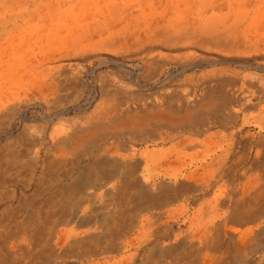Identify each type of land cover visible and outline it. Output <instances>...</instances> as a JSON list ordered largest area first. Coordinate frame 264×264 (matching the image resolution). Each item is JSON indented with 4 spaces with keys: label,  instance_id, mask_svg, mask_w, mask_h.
<instances>
[{
    "label": "rangeland",
    "instance_id": "rangeland-1",
    "mask_svg": "<svg viewBox=\"0 0 264 264\" xmlns=\"http://www.w3.org/2000/svg\"><path fill=\"white\" fill-rule=\"evenodd\" d=\"M64 1L63 5H67L64 7V10L59 13L60 16L55 20L56 26L53 31L56 33L51 32L50 35L44 33L43 37L36 40L40 41L45 36L47 38L49 36L51 37L48 38V42L52 44H48L47 42L46 55L42 57L41 55L36 56L31 53V49L29 48L30 45L36 43V41L32 42L35 36L37 34L42 35L44 31L43 26L40 28L37 27V29L33 31H26L21 35H17V37H15L16 41L13 42L14 47H5L7 50L0 51V86L2 87L9 86L8 83H11V80L20 81L22 79L21 82L27 83L29 80L28 77H30L31 80H39L42 78L41 82L47 84L48 74H44L43 72L38 76L37 72L35 73L33 70L41 71L47 68L62 66L68 68L62 75L53 77V81H48V84L50 82L54 83L53 89L56 92L55 96H50L48 99H45L40 94L37 98H24V119L19 114L10 120L6 118L5 114L0 115V249L3 247L16 249L15 247L18 246L26 236L28 231L27 223L35 218V213L38 210H40V215L35 220L39 223H42L49 217L50 212L47 210V200L50 198L49 196L60 193L64 185L68 186L78 179H82L87 167L91 165L92 157L99 156L109 151L112 156L121 158H127L131 154H136L132 160V165L134 164L132 168L137 172L136 178L139 179V182L144 183L143 171L145 168V159L141 156V153H155L157 160H164V158L169 156L173 157L176 153L174 148L176 142H167L166 144L159 143L163 137H166L165 135L172 134V130L168 125L171 119L169 120L170 122L166 120L173 114H169V116L165 114L172 111V105L182 104L184 100L187 101L184 105L186 107L190 104L188 103L189 99H196V103H198L197 105L199 106L195 104L194 108L196 109L182 107L181 111L178 112V116L181 117L179 118L176 116L179 120L173 117L175 115L172 116L174 119L171 118L178 121L176 122L177 124L183 125V135H190V128L193 126H195L196 130L201 128L204 131L202 134L200 133L201 135H196V138L201 144L194 149L195 151H187L188 156L182 161V163H186L185 166L179 161L177 163L180 164L176 163L177 165L175 164L176 167L174 168H181L180 170L185 169L184 171L199 168L200 173H205L207 172V164L213 160L214 167L207 177V179H211L212 186L208 191L197 190L192 186V183L189 182L191 185L184 189L180 188L183 191V196L178 200V205H181L183 217L185 216V218L181 219L183 221L180 222L181 228H183L180 229V223L176 226L173 225V227L170 228L171 230L166 227H162L161 229L158 226L149 228L152 238H150L149 246L140 249L136 264H141V259L147 255V247H152L156 244L165 245L171 243L174 241L177 234L181 233L182 230L186 231L191 224L185 223V225L183 223L188 219V216L191 217L194 212L197 214L198 211H200L201 214L197 216V227L202 225L211 227L213 225V217L216 213L222 214L224 212L238 210L237 215H239L246 210L254 212L255 217L257 216L255 220L254 218L247 222L230 220L227 223V228H243L242 230H244L251 227H259V233L262 235L264 233V188H258L259 190L256 189L257 191L251 193L247 198H244L243 202L239 203L237 207H235V202L242 200L245 185L250 184V180L253 179L258 172L255 170L256 168L251 170L250 166L255 157V151L260 145L259 140H261L260 143H264V130L262 131L261 128L258 127L264 120V0L210 1L211 5H215L226 12L229 17L227 24L237 30L236 37L230 38L228 35L222 36L224 44L222 47L198 44L190 46L186 43H180L177 46H153V48L149 50L136 43V37L139 36V31L143 30L144 27L142 28L141 25L139 28H136L137 24H133L134 20H132V24H129L130 20L128 17H124L125 13H129L131 10H136L137 12L142 11L144 14L148 13L150 15L153 13L147 20L155 22L165 14L164 12L178 5L184 8V10L182 8V11L185 16L189 15L192 9L189 7L191 5L190 2L195 3V1L199 2L200 0ZM242 1L244 3H242ZM131 6L132 8L130 9L129 7ZM233 7H235V9ZM80 13H83V15H80ZM74 16H76V18ZM82 16L84 19L86 18L87 23H84L85 21L83 19L81 22L80 19L83 18ZM61 19L62 21H60ZM77 19L80 21H77ZM72 27L75 33L78 32L79 29H95H92V33H88V36L92 37L90 40L96 37L95 41L99 39V36L105 35L109 28H113L114 30H112L116 32L118 38H129L134 46H129L125 40H122L121 46L113 50L102 49L83 58L60 60V57L66 54V50H68V46L74 38L73 35H71L73 31ZM81 33H83V31ZM73 42H75V39H73ZM50 45L51 47H49ZM49 54L54 57H51ZM36 57L38 58L37 60L35 59ZM7 58L11 60L8 61L6 60ZM5 61L8 62L6 63ZM10 61L15 63H13V67L11 66L12 63L8 65ZM114 61H117V64L112 63ZM21 62L22 66L24 64L23 67L20 65ZM106 62L108 64H106ZM34 63L37 64L35 65ZM98 66L99 68H97ZM181 69L184 71H181ZM24 72L28 75V77H25L26 79L28 78L27 80L24 79V74H22ZM160 83H165V86H159L158 84ZM28 84L29 83L25 85L29 86L30 84ZM46 88L47 87H44L43 89H45L47 93L48 91H46ZM86 91L87 96L84 94ZM112 93L114 94L109 101V98H111L110 94ZM167 96L170 97L169 99H171L172 102L166 100ZM210 100L212 101L211 103L209 102ZM115 102H117V104ZM152 103L155 105L161 104V111L158 110V112L157 109H153L151 107ZM164 104L166 105L162 106ZM191 104L193 103L191 102ZM187 109L192 111L189 112ZM199 110L201 111L200 114ZM143 111L146 113L144 114ZM127 113H129V115ZM181 113H183V116ZM150 115L155 119L151 118ZM162 115H165V118L163 117L161 120H166L161 122L156 121L158 119L160 120ZM184 115H186V117H184ZM50 117L52 120H49ZM148 117L150 119H145ZM140 118H143L142 120L147 123L143 122ZM133 119H139V122H134ZM116 121L118 122L114 125ZM119 122H122V124ZM130 123L133 124L131 125ZM138 123H142L141 128L138 127L140 125ZM252 123L253 125H251ZM134 124H136L137 127L133 126ZM143 124L145 126H143ZM147 124H150V126L146 127ZM117 125L119 127H117ZM122 125H124V127ZM62 126H69L71 131L67 134H59V130ZM102 127H106V129ZM108 131H112L114 134H108ZM85 132L88 133V135H83ZM89 133L94 135H89ZM99 133L101 134L99 135ZM88 136V147H85L88 140L86 139L85 143L84 141ZM80 140L82 141L80 142ZM155 141L156 145H154ZM52 142H55L54 146L51 145ZM110 148L113 151H111ZM74 149H79L80 152L76 155L71 154ZM228 149H233V151L225 153ZM222 154L224 155L221 162L225 160L227 164L223 168V171H226L224 173L226 176L223 177V179V174L220 175L219 172L214 171V169L218 168L219 163L217 161ZM62 155H65L63 163L61 162L62 160H60V156ZM55 159H57V161ZM178 165L183 166L178 168ZM187 166L188 168H186ZM43 171L45 172V177L42 174ZM126 173L125 168H121L115 171L111 176L101 175L99 183L87 188H81V191H79L80 193L76 192V194H79L76 195L77 203L79 202L82 208L84 207L83 210H88L85 217H90V221L84 220L82 224H79L77 223V219L73 222L72 226L79 229L78 233L92 232L96 228H99L97 233L105 236L103 240H100L102 243H100L98 248V251L102 253L108 252L117 255L119 251L117 243H119V241H130L137 236L138 230L136 228L134 231H122L123 225L121 220L123 216L121 217L120 215L118 217L119 214L116 220L109 219L106 221L105 225H100V220L107 216L106 214L110 210L117 209L119 212L126 209L128 204L126 199L131 193L129 184L134 180L133 177ZM164 180V178L157 179L154 177L152 184H159ZM50 181L54 184V190L45 191L44 189L47 188L48 182ZM113 184L117 185V189L113 190L110 192L111 194L108 195L107 190ZM179 185L180 183L178 187ZM217 189L222 190L218 191ZM225 189L229 191L223 192L225 204L222 202L220 205H217L219 200L217 195L220 196V193L225 191ZM213 196H215V198ZM209 202H212L215 207L213 206L212 209L207 210L206 207ZM106 204L110 205L108 209L103 208V205ZM129 207L131 208V206ZM211 210L213 212H211ZM150 211L155 212L156 208L141 209L140 213L144 216ZM79 216H82V214ZM138 220L140 221L141 219L138 218ZM64 227V225H61L60 230H64ZM261 235L259 238V235L255 233L253 235L255 237L252 236L249 239L254 247L256 244H259L253 249H250L251 246H249L239 251L240 244L237 241H224L216 243L209 248L205 247L202 252L205 254L212 253L221 255L224 258L223 262H221L222 264H264V237ZM21 244H23V242ZM60 244L56 242L59 254L62 253L66 247L63 243L62 245ZM40 250L41 248L38 247L36 243L30 248V252L33 254L40 253ZM97 255L90 257L91 260L101 259V257ZM19 259L21 264H31L29 254L26 251L21 252ZM173 260L174 258H168L167 260L157 259L154 264H176V261ZM10 262L12 264L11 259ZM43 263L68 264L65 262L63 263V259L61 258L43 260V257L40 261L33 262L32 264ZM178 264L193 263L186 255L182 256Z\"/></svg>",
    "mask_w": 264,
    "mask_h": 264
},
{
    "label": "bare ground",
    "instance_id": "bare-ground-1",
    "mask_svg": "<svg viewBox=\"0 0 264 264\" xmlns=\"http://www.w3.org/2000/svg\"><path fill=\"white\" fill-rule=\"evenodd\" d=\"M210 1L211 0H200L199 2L195 1V3L190 2L191 5L189 7H191L192 9H191L190 14L186 15V16L183 14V11H182L183 7H181L180 5L177 4L178 6H175V7L173 6L174 7L173 9L167 10L166 12H164L165 14L163 16L161 14L162 17L159 18V20L155 21V22H151V21L147 20L150 18L151 15H153V13H151V15L148 13L144 14L142 11L137 12L136 10H131L129 13H125L124 17L129 18V20H130L129 24H132V20H134L133 24H137L136 28H139L141 25H142V28L144 27L143 30L139 31V36L136 37V39H137L136 43L140 44L143 48H147L148 50L150 48H153V46H162V47L163 46H177L180 43H186L187 45H190V46L198 44V45H213V46L222 47L224 45L223 40H222V36L228 35V37H230V38L236 37V31L237 30H235V28H233L232 26L227 24L229 17L226 14V12L223 9H221L215 5H211ZM64 2H65L64 0H0V44H1L0 45V51H3L5 49L7 50V48H5V47H8V48L14 47L13 42L16 41L15 37H17V35H19V34L21 35L22 33L26 32V31H33V30L37 29V27L40 28L41 26H43L44 31L42 32V35L40 34L41 36L39 34H37L33 41L30 40L32 42L36 41L40 37H43L44 33L46 35H48V34L50 35L51 32L56 33L53 31L54 27L56 26L55 20H56V18H58V16H60L59 13L62 10H64V7L67 5V4L63 5ZM134 2H132V3H134ZM158 3H160V2H158ZM166 3H164V4H166ZM242 3H244V2L242 1ZM131 4H128V5H131ZM137 4H138V2H137ZM149 4H151V3H149ZM60 5H63V6H60ZM124 8H126V7H124ZM129 8L131 9L132 6ZM233 8L235 9V7H233ZM239 8H240V6H239ZM239 8H238V10H239ZM183 10H184V8H183ZM98 13L100 14L99 11H98ZM81 14L83 15V13H80V15ZM74 17L76 18V16H74ZM91 18H92V15H91ZM82 19L85 21L84 23H87L86 18L85 19H84V17L81 18L80 19L81 22H82ZM80 20L77 19V21H80ZM60 21H62V19ZM64 22H62V23H64ZM84 23H79V24H84ZM96 24H97V22H96ZM73 25H76V24H73ZM92 26H94V25H92ZM100 27H101V25H100ZM92 29L91 28H90V30L88 29L89 31L87 29L86 30H84V29L80 30L79 29V31L75 33V30L72 27L73 31L71 32L72 33L71 35H73L74 38L73 37L72 38L75 39V42H73V39H72L71 44H69V46H68V50H66V54H64V56H61L60 60H65V59L70 60L73 58H83V57L89 56L91 53L97 52V51L102 50V49L113 50V49H116V47L121 46L120 44L122 43V40H125V42L127 44H129V46H131V45L134 46V44L129 40V38H125V37L118 38L116 35V32H113V30H114L113 28H112L113 30L111 28H109L108 31H106L107 33L104 32L105 35L98 37L99 38L98 40L95 41L96 37L93 40H90V39H92V37L88 36V33H92L93 30H95V29H93V30ZM82 31H83V33H81ZM58 34H56V35H58ZM71 35H69V36H71ZM89 37H91V38H89ZM48 38H51V37L49 36ZM48 38L45 36L40 41H36L35 44L30 45L29 48L31 49V53L36 55V56L41 55V57L43 55H46V51H47L46 45L48 42ZM31 39H33V38H31ZM50 43L51 42H48V44H50ZM49 47H51V45ZM19 48H20V46H19ZM9 53H10V51H9ZM23 53H24V51H23ZM29 55H31V54H29ZM50 56L54 57L53 55H50ZM6 57H8V56H6ZM51 57H50V59H51ZM29 58H30V56H29ZM35 59L37 60L38 58L36 57ZM6 60H8V58ZM9 60H11V59L9 58ZM12 61H13V59H12ZM31 61H33V60H31ZM10 63H12V62L10 61L8 65H11ZM13 63L11 65L12 67L15 64V63L14 64ZM112 63L117 64V61L116 62L114 61ZM106 64H108V63L106 62ZM20 65L22 66V62ZM194 65L196 66L195 63H194ZM23 66H24V64H23ZM90 66H91V64H90ZM17 67H18V65H17ZM33 67H35V66H33ZM187 67H188V65H187ZM94 68H96V67H94ZM97 68H99V66ZM182 69H181V71H184ZM66 70H68V68L63 67V66L62 67H55V68L53 67V68H49V69L47 68V69L41 70V71L33 70L35 73L37 72L38 76L41 75L43 72H44V74L47 73L48 74L47 81H46L47 84L45 82L44 83L41 82L42 78L39 79L40 81L37 79L31 80L30 77H28V75L25 74V72H24V73H22V74H24L23 75L24 79H26L25 78L26 76L29 78V80L27 81V83L30 84V85L28 84L29 86L25 85V84H27L26 82L25 83L21 82L22 79L20 81L11 80L10 81L11 83H8L9 86H7V87L0 86V115L5 114L6 118H8L10 120L14 116L19 114L24 119L25 118V114H23L24 113L23 112L24 98L25 97H28V98L36 97L37 98L40 96V94L45 99H48V97H50V96H55L56 92L53 89L54 83L50 82L48 84V81L49 80L53 81V79H52L53 77L62 75V73L66 72ZM139 70H140V68H139ZM25 71H26V69H25ZM92 72H93V70H92ZM138 72H141V71H138ZM89 74H90V72H89ZM0 77H1V75H0ZM4 77H5V75H4ZM19 77H21V76H19ZM80 77H82V76H80ZM33 78H35V77H33ZM172 78H173V76H172ZM126 79H128V78H126ZM29 81H31V82H29ZM101 82H102V80H101ZM164 84L165 83H160L158 85L159 86H165ZM138 86H140V85H138ZM44 87H47L46 88V91H48L47 93L45 92V89H43ZM193 90H195V89H193ZM94 92H96V91H94ZM166 92H167V90H166ZM84 94H86V96H87V91ZM113 94L114 93L110 94L111 98H109V101H110V99H112ZM93 95H94V93H93ZM91 98H93V97H91ZM169 98L170 97L167 96L166 100L170 102L171 99H169ZM162 100H163V98H162ZM214 101H216V100H214ZM217 101H218V99H217ZM80 102H82V101H80ZM191 102L193 104H191ZM196 102H197L196 99L195 100L189 99L188 103H190V104H188L186 107L187 108H194V105L198 104ZM206 102H207V100H206ZM209 102L211 103L212 101L210 100ZM242 102H244V101H242ZM246 102H248V101H246ZM115 103L117 104V102H115ZM154 103L151 104V107L153 109H157V111L158 110L161 111V109H162L161 104L155 105ZM186 103H187V101L184 100L182 104L180 103V104L172 105L171 106L172 111H170L169 113L167 112L165 115L169 116V114H173L175 116H173V115L172 116L175 118L176 116L179 115L178 112L181 111L182 107L186 108L184 106ZM244 104H246V103L244 102ZM165 105L166 104H164L162 106H165ZM207 105H206V107H207ZM242 105H243V103H242ZM197 106H199V105H197ZM84 107H86V106H84ZM194 109H196V108H194ZM187 110H189V112L192 111L190 109H187ZM42 112H44V111H42ZM200 112L201 111L199 110V114H200ZM145 113L146 112H144V114ZM148 113H149V111H148ZM151 113H154V112H151ZM57 114H59V113H57ZM127 114L129 115V113H127ZM181 114L183 116V113H181ZM131 116H133V115H131ZM136 116H135V118H136ZM164 116L163 115H162V117L159 116L160 120L157 118L158 120H156V121H160V122L165 121L166 119L161 120V118H163ZM26 117H27V115H26ZM171 117H168L166 121H168V122L171 121L170 123H168V125L170 126L173 135L172 134L165 135L166 137H163L159 143L166 144L167 142H170V143L176 142L174 145L176 153L173 155V157L169 156L167 158H164V160H157L155 157V153H152V152L141 153V156L145 159V168L143 171L144 172V174H143L144 183L139 182V179L136 178L137 172L135 171L134 168H132V166L134 165V164L132 165V160L134 159L136 154H131L127 158H121V157L112 156L109 153L110 152L109 151V152H105L103 154H100L99 156L92 157L91 158V165L87 167V169L85 171V175H83L84 177L82 179H78L73 184H70L68 186L64 185V187L61 188L62 190L60 193H56L55 195L49 196L50 198L47 200V206H48L47 210L50 212L49 217H47L42 223H39L38 221L35 220L40 215V210H38L35 213V215H36L35 218L30 220L27 223V227H28L27 230L28 231L26 230L27 231L26 236L22 239L20 244L15 247L16 249H12L9 247H3L2 249H0V264H11L10 259L12 260V264H21L19 256L21 255L22 251L28 252L31 264L33 262L40 261L42 259V257H43V260H45V259L48 260L50 258H58V259L61 258V259H63V263L65 262L68 264H136V260L138 259V254H139L140 249L142 247L149 246L150 238H152V234H150L149 228H152L154 226H158L161 229H162V227L163 228L166 227V228L170 229L173 227V225L174 226L179 225V223L181 221H183L181 219L185 218V216L183 217L181 205H178V200L183 196V193H182L183 191L180 188L184 189L185 187L191 185V183H192V186L195 189L208 191V189L212 186L211 185L212 183L210 181L211 179L209 180V179H207V177H208L209 173H211V171L214 167L213 166L214 165L213 160L209 164H207V172H205V173H200L199 168H194V169H190L187 171H184L185 169L180 170L181 168H179V167H182L183 165L182 166L178 165L179 169L174 168V167H176L175 164L179 161L181 162V164H184V163H182V161H183V159H185L188 156L187 151L194 150L199 144H201L200 141L196 138V135L197 136L201 135L204 130L201 128L196 130L195 126H193V127H191L192 129L190 128V135H188V136L183 135L182 134L183 125L177 124L176 122H178V121L173 120L174 118L172 117L173 118L172 119ZM184 117H186V115H184ZM125 118H126V116H125ZM151 118L155 119L152 116H151ZM145 119H150V118L148 117ZM49 120H52V118L50 117ZM93 120H94V118H93ZM121 120H123V119H121ZM138 120L135 119L134 122L135 121L137 122ZM177 120H179V119L177 118ZM186 120H188V119H186ZM195 120H197V119H195ZM24 121H26V120H24ZM173 121H175V122H173ZM18 122H20V121H18ZM117 122L118 121H116L114 125H116ZM122 122H119V123L122 124ZM143 122L147 123L146 121H143ZM151 122H148V123H151ZM193 122H196V121H193ZM138 124H140V123H138ZM141 124L138 127L141 128ZM144 124H143V126H145ZM251 125H253V123ZM251 125H249V126H251ZM122 126L124 127V125H122ZM133 126L137 127L136 124H134ZM149 126H150V124L146 125V127H149ZM117 127H119V126L117 125ZM123 127H121V128H123ZM258 127H260L262 131L264 130V120H263V122H261V125ZM102 128H104V127H102ZM97 129H98V127H97ZM104 129H106V127ZM104 129H103V131H104ZM212 130H214V129H212ZM69 131H71V128L69 126H67V127L62 126V128L59 130V134L60 133L61 134H67V133H69ZM95 131H97V130H95ZM125 131H128V130H125ZM112 133H113L112 131H108V134H112ZM85 134L88 135V133H86V132L83 135H85ZM90 134L91 133H89V135ZM100 134L101 133H99V135ZM88 138H89V136L87 138H85V141L83 140L84 143L86 142V139L88 140L85 147H88V143H89ZM96 140H97V138H96ZM76 141H77V139H76ZM81 141L82 140H80V142ZM260 142H261V140H259L260 145L257 147V149L255 151V157L253 158L251 166H250L251 170L252 169L254 170L256 168L255 170H257L258 172L253 177V179L250 180V184L245 185V188L243 190V198H242V200L235 202V207H237L239 203L243 202L244 198H247L249 195H251V193L259 190L260 188H264V143H260ZM54 143L55 142H52L51 145L54 146ZM93 143H95V142H93ZM154 145H156V141H155ZM114 147H117V146H114ZM112 149H113V146H112ZM110 150H111V148H110ZM169 150H171V149H169ZM219 150H220V148H219ZM111 151H113V150H111ZM232 151H233V149H228L227 151H225V153H229ZM49 152H50V150H49ZM79 152H80L79 149H74V150H72L71 154L76 155ZM115 153H117V152H115ZM128 153H129V151H128ZM203 153H204V151H203ZM223 155L224 154L219 156V158H218L219 160L217 161L219 163L218 168L214 169V171L219 172L220 175L221 174L224 175V176L222 175V179H223V177L226 176L224 174L226 171L225 170L223 171V168H224V166L227 165L225 160L223 162H221V160L223 159ZM64 157H65V155L60 156V160H62L61 161L62 163L65 160ZM57 159H59V158H57ZM57 159H55V160L57 161ZM197 159H199V158H197ZM35 160H37V159H35ZM177 164H180V163H177ZM185 164H184V166H185ZM137 167H138V165H137ZM121 168H125V173L127 172L126 174H128L129 176L134 178V180L129 184L131 193L126 199L127 203H128L127 207L124 211H119V212L117 211V209L110 210L106 214L107 216H105L103 219L100 220V223H101L100 225H102V226L105 225L106 221H108L109 219L116 220L121 215V217L123 216V219L121 220V223L123 225V229H122L123 232L130 231V230L134 231L135 228L138 231H137V236L135 238H133L132 240L123 241V242L119 241V243H117L119 251H118V254L116 255L115 253H108V252L102 253V252L98 251L99 245H100V243H102L100 240H103L105 237L104 235L97 233L99 228H96L92 232L78 233L79 229L72 226V224L77 219H78L77 223H79V224H82V221H84V220H87L88 222L90 221V219H89L90 217H88V216L85 217L88 210H83L84 207L82 208L81 204H79V202L77 203V196L76 195H79V194H76V192L80 193L79 191H81V188L82 189L87 188L89 186H92L94 184L99 183L101 175L111 176L115 171H117ZM186 168H188V166ZM42 174L45 177L44 171L42 172ZM154 177H156L157 179L164 178L165 180L161 181L159 184H152ZM189 182H191V183H189ZM179 183H180V185L178 187ZM223 188H224V186H223ZM115 189H117V185H115V184L111 185L107 190V194L110 195L111 194L110 192H112ZM44 190L45 191L54 190V184L51 181L48 182V186ZM219 190H222V189H219ZM236 190H237V188H236ZM227 191L228 190L225 189V191H222V192L220 191L221 192L220 196L217 195V197L219 199L217 205H220L222 202L225 204V200H224L225 197H224L223 192H227ZM197 194H198V192H197ZM213 197L215 198V196H213ZM129 206H131V208ZM213 206L214 205L212 204V202H209L206 209L207 210L212 209ZM109 207H110V205H108V204L103 205V208L108 209ZM145 208H156V211L155 212L150 211L148 214L142 216L140 213V210L145 209ZM192 208H193V206H192ZM237 211L238 210H234L233 212H224L222 214L216 213L213 217V220H212L213 225L211 227H209L207 225H202V226L197 227V225H196L197 220H198L197 216L199 214H201V212L198 211L197 214H196V212H194L191 217L188 216V219L186 221L184 220L185 222L183 224H185V223L191 224V226L186 231L182 230L181 233H179L175 236L174 241L171 243H167L165 245L164 244H156V245H153L152 247H147L148 248L146 251L147 255L141 259L140 263L141 264H154L155 260H157V259L167 260L168 258H174L173 261H176V264H178V262H180V259L182 258V256L187 255L191 259V262L193 264H222L221 262H223L224 258L221 255L212 254V253L205 254L202 252L203 249L205 247L206 248L212 247L216 243H221L224 241H231V242L237 241L240 244L239 251H242L241 249H246L249 246H251L250 249L257 247L259 244H256L254 247L253 244L250 243L249 239L255 233H257L259 235V238H260L261 233H259V230H260L259 227L252 228L250 225L251 228L248 227L249 229H244V230H242L243 228L242 229L227 228V223L230 220L247 222L250 219L252 220L253 218L255 220L257 217V216L255 217L254 212H250L248 210L243 211L239 215H237ZM211 212H213V211L211 210ZM80 214H82V216H79ZM117 215H118V217H117ZM138 218L141 220L139 221ZM61 225L65 226L64 230H60ZM31 226H32V229H31ZM179 227H180V229L183 228V227L181 228V223H180ZM177 228H178V226H177ZM29 229H30V231H29ZM262 235L264 237V233ZM253 237H255V236H253ZM259 238H257V239H259ZM163 240H164V238H163ZM252 241H253V239H252ZM22 242H23V244H21ZM56 242H59V244L61 243L60 245H62V243H63V245L66 246L65 250L60 254H59L58 248L56 246ZM34 243H36V245L41 248L40 253H38V254H33L32 252H30V248ZM238 247H239V245H238ZM187 251H189V252H187ZM97 254H99V255H97ZM94 255L101 257L102 260L101 259H98V260L92 259L91 260L90 257H93ZM74 258H77V259H74ZM254 258H255V256H254ZM263 262H264V256H263ZM227 264H230V263H227Z\"/></svg>",
    "mask_w": 264,
    "mask_h": 264
}]
</instances>
